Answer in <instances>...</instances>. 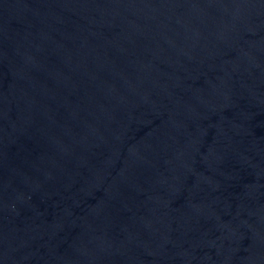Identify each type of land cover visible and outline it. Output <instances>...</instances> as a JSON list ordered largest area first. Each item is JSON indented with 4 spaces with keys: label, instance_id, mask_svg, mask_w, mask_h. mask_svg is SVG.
I'll list each match as a JSON object with an SVG mask.
<instances>
[{
    "label": "water",
    "instance_id": "1",
    "mask_svg": "<svg viewBox=\"0 0 264 264\" xmlns=\"http://www.w3.org/2000/svg\"><path fill=\"white\" fill-rule=\"evenodd\" d=\"M0 264H264V0H0Z\"/></svg>",
    "mask_w": 264,
    "mask_h": 264
}]
</instances>
